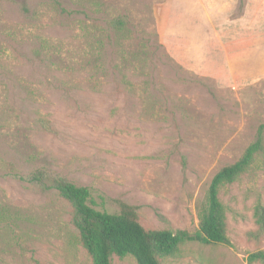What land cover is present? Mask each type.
Masks as SVG:
<instances>
[{
  "label": "rangeland",
  "instance_id": "obj_1",
  "mask_svg": "<svg viewBox=\"0 0 264 264\" xmlns=\"http://www.w3.org/2000/svg\"><path fill=\"white\" fill-rule=\"evenodd\" d=\"M0 0V264H92L72 209L13 177L39 168L91 191V205L139 207L147 230H199L214 176L236 163L264 124V39L237 84L186 71L170 56L164 0ZM126 16L123 31L106 22ZM229 245L184 243L162 264H250L264 251L258 159L221 189ZM112 264H137L133 257Z\"/></svg>",
  "mask_w": 264,
  "mask_h": 264
},
{
  "label": "trees",
  "instance_id": "obj_2",
  "mask_svg": "<svg viewBox=\"0 0 264 264\" xmlns=\"http://www.w3.org/2000/svg\"><path fill=\"white\" fill-rule=\"evenodd\" d=\"M57 9L65 12L58 0H50ZM115 31L128 28L126 16L106 22ZM264 163V124L258 129L257 139L234 164L221 169L213 178L204 202L199 205V230L195 233L169 230H147L141 223L139 207L118 202L119 211L111 214L96 210L90 203L91 191L67 178L39 168L27 175L13 177L41 191H54L72 209V221L77 230L78 242L92 264H112L114 257H133L137 264H162L175 257L181 245L197 242L204 245H229L226 208L220 199L221 189L231 186L244 176L258 160ZM256 229L248 239L259 241L264 236V205L254 209ZM250 264H264V251L257 250L248 257Z\"/></svg>",
  "mask_w": 264,
  "mask_h": 264
},
{
  "label": "crops",
  "instance_id": "obj_3",
  "mask_svg": "<svg viewBox=\"0 0 264 264\" xmlns=\"http://www.w3.org/2000/svg\"><path fill=\"white\" fill-rule=\"evenodd\" d=\"M156 15L173 60L221 87L246 75L264 39V0H164Z\"/></svg>",
  "mask_w": 264,
  "mask_h": 264
}]
</instances>
